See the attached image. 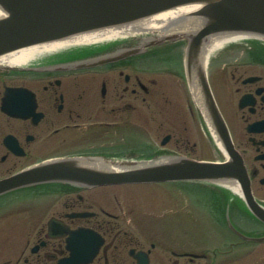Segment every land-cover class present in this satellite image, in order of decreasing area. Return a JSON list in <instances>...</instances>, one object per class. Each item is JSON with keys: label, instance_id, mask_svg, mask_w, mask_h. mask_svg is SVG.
<instances>
[{"label": "flooded vegetation", "instance_id": "flooded-vegetation-1", "mask_svg": "<svg viewBox=\"0 0 264 264\" xmlns=\"http://www.w3.org/2000/svg\"><path fill=\"white\" fill-rule=\"evenodd\" d=\"M125 45L108 47L119 51ZM173 45L154 48L146 58L130 57L87 70L57 66L64 57L78 54L76 50L81 47L39 56L34 67L20 70L23 73L0 66V179L32 162L54 157L141 158L166 138V147L162 148L180 155L191 156L203 148V123L192 116L185 70L172 59L178 52L181 56V50L171 51ZM104 48L99 45L91 49ZM229 48L224 47L217 58L210 60L208 74L217 66H222L223 72L235 71L228 81L235 84L228 86L232 92V109L230 105L228 109L233 116L221 106L210 77L209 83L233 149L242 158L250 187L257 194L264 191V61L243 53L222 58ZM150 56L154 60L148 59ZM161 75L180 82L172 89V80H160ZM10 88L33 92L37 113H27L31 101L26 98L21 102L25 108L22 115L4 111ZM178 92L187 101L192 125L186 118L179 123V118L185 117L179 108L167 114L170 123L157 122L166 114L161 100ZM10 103L14 104L9 99ZM257 122L262 124L253 133L251 125ZM10 137L17 140L22 156L9 147ZM210 145L215 160L223 159L224 151ZM65 189L55 193L53 202L33 210L39 214L30 219L23 243H17L14 235L8 236L6 246L5 240L0 241V264H61L71 256L67 248L69 233L80 228L90 231L86 243L93 255H83L75 261L77 264H144L137 257L141 254L147 264H202L209 258L205 252L192 251L185 232L180 237L172 235L174 224L165 221L166 216L161 218L156 208L127 202L129 198L121 187ZM9 203L6 206L12 207Z\"/></svg>", "mask_w": 264, "mask_h": 264}, {"label": "water", "instance_id": "water-1", "mask_svg": "<svg viewBox=\"0 0 264 264\" xmlns=\"http://www.w3.org/2000/svg\"><path fill=\"white\" fill-rule=\"evenodd\" d=\"M187 6L197 9L202 26L199 30L190 33H173L167 29L150 31L143 34L145 37L138 45L96 57L78 67L98 66L145 53L150 47L187 40V76L193 96L203 118L229 148V131L211 92L202 52L215 36L245 34L264 38V0H0V57L79 35L125 29L138 21ZM196 89L201 93L205 111L197 101ZM94 161L65 159L31 167L1 181L0 195L52 182L92 187L179 180L239 182L238 175L228 170L230 164L198 162L183 157L106 160L104 168L97 167ZM246 197L255 216L264 222V207L252 193H246Z\"/></svg>", "mask_w": 264, "mask_h": 264}, {"label": "rangeland", "instance_id": "rangeland-1", "mask_svg": "<svg viewBox=\"0 0 264 264\" xmlns=\"http://www.w3.org/2000/svg\"><path fill=\"white\" fill-rule=\"evenodd\" d=\"M240 45L241 44H239L237 47H239ZM228 54H232V56ZM233 55H234L233 51H231V53L226 52L224 56H222V58L235 57ZM223 71L224 70L222 66H217L214 70H212L209 77L212 80V82L213 81L215 82L213 83V88L215 90V94L219 102L221 103V106L223 107L227 115L231 117L233 115L229 111L228 105H230L229 97H231L232 92L230 87L228 86L233 87L235 84L234 82L230 83L228 81L230 78L229 74L235 71H233V69L228 70L226 72ZM158 78L160 80H167V81L172 80V85H171L172 89L175 86H177L178 82H180V81L177 82V80L174 81L173 78H169L163 75H161ZM216 83H218L217 86ZM227 88H229L228 91ZM220 89H222L221 91L222 93L220 92ZM188 92L189 91H187L186 93L188 94V96H190ZM174 94L175 95H172L173 97H170L169 99L165 98L161 100V107L165 108L164 113L166 112V114H168L169 112H171V110L179 108V110H181L182 113L185 115V117L179 118V123H181L183 119L186 118L188 124L192 125V123L189 120V114L187 111L188 110L186 103L187 101L183 97H180L181 96L180 92ZM189 99L190 101L188 102H190L192 110L194 111L193 113H195L198 116L199 112L197 110L196 103L193 101V98L189 97ZM166 114L160 118V121L157 120V122L170 123L169 119L171 116L167 117L168 115L166 116ZM202 137L204 141L203 148L201 149L198 148V150L196 152H193L191 156L199 159L216 158V153L214 152L213 148H211L210 145L209 136L204 135L203 132ZM159 140L160 139L157 138V143H159ZM196 141L197 139L193 138V142ZM30 188L31 189H24V191H21L20 195L23 196V195L33 194L38 190L32 187ZM129 191H130L129 192L130 196L137 203H140L143 206H152L156 208L160 213H162L161 218H164L166 216L164 218L165 221H167L168 223H170L171 221V223L174 224L175 227L173 229L172 235H174L175 237L178 236L180 237L183 234V232H185L186 238L188 239V241L192 243H206L211 239V237L214 240H216V238L218 237V235L215 234L216 233L215 231L217 229V224L220 223V217H223L225 209H226V214L224 215V218L226 217V219L227 218L231 219L237 225L232 215V212L230 213L231 211L230 202L225 201V198L223 197L217 198V195L214 194L212 190H206L204 187H201L200 185L197 184L194 185H192V183L189 185L186 184L182 185L181 183L142 184L136 186L132 190L130 189ZM255 196L259 201L264 203L263 190H260ZM49 200L52 201L51 196ZM127 202L130 201L127 200ZM130 203H132V201ZM34 204L35 203L31 202V200L27 201V205H34ZM24 214L25 213L19 212L16 215L11 216L9 218L8 217L2 218V216H0V241L5 240V246L9 244L8 236L14 235L16 237L17 243H19L23 241L25 235H27V233L29 232L28 224L30 223L31 217L30 215L26 216ZM225 233L224 235H226ZM247 235L251 236L252 238H256V237L258 238L263 236V232L251 231ZM221 238L223 239V241L228 240V238L226 237H221ZM1 244L2 243L0 242V246ZM216 244L217 245L220 244V246H222L221 242L215 243L213 245ZM220 246L218 250H222V249L226 250ZM1 249L2 248H0V250ZM250 250L251 251L246 252L247 255L242 257L241 260L230 264H264V244H260V245L251 244ZM224 264H229V263L227 262Z\"/></svg>", "mask_w": 264, "mask_h": 264}, {"label": "bare ground", "instance_id": "bare-ground-1", "mask_svg": "<svg viewBox=\"0 0 264 264\" xmlns=\"http://www.w3.org/2000/svg\"><path fill=\"white\" fill-rule=\"evenodd\" d=\"M195 7H180L152 18H148L142 21H138L125 29H109L106 31L89 33L84 35L75 36L66 40L57 41L50 44L40 45L36 47H31L23 49L6 56L0 57V63H5L11 66H23L28 61H30L35 55L50 53L64 47L80 44V43H91L96 40L110 39L118 34H129L138 37V34H147L150 31H160V29H167L169 32L179 33V32H195L199 30L202 26L199 17L196 15ZM122 30V32H120ZM239 38L238 35H220L215 36L209 40L202 52V61L208 62L209 57L212 56L213 52L221 48L225 43L230 42L234 39ZM138 39V40H139ZM197 91V89H196ZM197 101L199 105L204 110L203 98L200 91H197ZM205 111V110H204ZM219 141V139H218ZM229 186L237 189V184L228 183Z\"/></svg>", "mask_w": 264, "mask_h": 264}]
</instances>
